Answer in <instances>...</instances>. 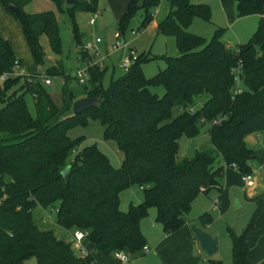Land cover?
<instances>
[{
	"label": "trees",
	"instance_id": "obj_1",
	"mask_svg": "<svg viewBox=\"0 0 264 264\" xmlns=\"http://www.w3.org/2000/svg\"><path fill=\"white\" fill-rule=\"evenodd\" d=\"M28 1L0 0L7 10L8 4L16 7L15 12L9 11L21 26L35 63L41 64V35L53 53L60 51L57 24L49 9L24 11ZM52 1L61 7L64 0ZM167 1V13L155 30L173 36L178 54L161 55L164 66L145 76L140 63L156 55L141 52L123 75L103 87V68L89 63L90 55L84 50L88 77L81 95L99 101L76 114H71L70 106L77 92L65 79L56 102L39 78L32 81L29 74H11L13 62H20L0 35V74L7 75L0 80V264H27L30 256L35 264H96L89 250L84 255L75 253L70 242L57 237L51 228L39 227L32 219L35 206L53 210V221L62 228L87 230L83 239L99 253L121 250L130 259L141 254L144 236L139 220L148 207H154L155 221L162 230L172 231L184 223L199 191L213 186L220 189L224 166L234 163L239 175L251 171L249 161L255 154L245 145L244 136L264 130V18L260 15L245 42L232 46L221 40L220 27L207 40L188 29L193 17L209 19L207 3ZM157 2L128 0L117 29L123 33L125 22L137 8L142 9L137 28L144 27ZM97 4L98 0H72L66 6L75 47L81 41L74 11L94 10ZM263 7L264 0H235L237 15L261 14ZM238 62L240 85L231 73ZM44 72L63 73L60 63L46 66ZM18 82L19 88H14ZM157 83L163 86L161 95L150 90ZM25 93L32 97L33 114ZM201 93L207 97L188 109ZM173 105L180 107L175 116L170 113ZM86 115L97 117L103 136L116 141L123 154L119 165H113L95 143L78 147L79 138L66 134L71 125L83 124ZM204 123L213 148L178 158V137L196 135ZM216 156L220 163H215ZM64 166L65 176L61 173ZM131 184L141 186L142 199L122 210L118 193ZM197 218L202 225L211 220L207 211ZM250 227L248 222L240 233L227 229L230 264H252L245 238ZM207 263L223 264L218 258H208Z\"/></svg>",
	"mask_w": 264,
	"mask_h": 264
},
{
	"label": "rangeland",
	"instance_id": "obj_2",
	"mask_svg": "<svg viewBox=\"0 0 264 264\" xmlns=\"http://www.w3.org/2000/svg\"><path fill=\"white\" fill-rule=\"evenodd\" d=\"M191 2H205L209 5L210 14L209 19H202L200 17H193L188 29L194 33L202 35L206 40L209 39L214 31V28H222L220 34L221 40L229 42L230 45L235 46L237 43L245 42L255 29L260 15L264 18V7L261 14L250 13L245 15H237L235 12V18L228 20L223 8L220 6L218 0H190ZM122 0L104 1L103 6L97 7L100 11L99 15L95 19V28L90 29L87 35H84L78 46H74L71 29L72 19L65 8V3L61 7H57L50 4L49 8H41L40 10L49 9L53 12L56 24L57 32L60 39V51L59 53H53L49 47L44 35L40 36V43L44 50V58L41 64H36L34 59H31L29 55L25 56L23 62L24 74H29L31 80L39 78L43 87L51 94L53 100L59 101L60 88L63 79L67 81L70 88L77 92V97L83 96L82 83H78L73 76V72L84 69L86 65L87 56L84 54L82 43L90 41L95 37L100 38L98 43L99 55L91 56V62L101 60V67L103 68V75L101 84L106 87L111 78H116L124 74L125 70L121 67V61L123 57L128 55V50L124 48H113L111 43L113 42L112 33L117 29L115 24L112 23L111 14L114 7L122 5ZM235 8V6H234ZM61 9V10H60ZM168 10L167 0H158L155 6L151 8V18L148 23L141 28H137V24L142 17V9L137 8L129 16L123 27V33L121 37L132 47L135 54L141 52L145 54H153L156 57L148 59L140 63L142 73L145 76H151L158 69L164 66V61L160 57L161 55H177L178 49L175 45L173 36L164 35L156 32V23L165 16ZM39 11V10H38ZM105 18V23L102 21ZM74 23L80 30L86 26L88 14L75 13L73 15ZM101 26H96L100 22ZM116 27V28H115ZM88 30V29H87ZM85 31V30H84ZM89 31V30H88ZM133 31V32H132ZM60 63L63 73L61 75H49L45 73V67L53 64ZM37 73V74H36ZM43 77L50 79L49 84H44ZM21 79H19L20 81ZM238 85L240 82L238 81ZM19 82L16 83L14 88H19ZM150 90L154 91L158 95L163 92V86L160 83L150 86ZM207 97L206 93H201L195 99V103L188 105V109H192L198 106L200 102ZM24 100L30 114L34 113L32 97L29 93L24 94ZM180 110V107L173 105L171 107V116H175ZM84 123H75L66 129V134L74 139L79 138L78 147L82 145L95 143V145L104 151L110 158V162L113 165H119L122 159V151L119 149L116 141L112 138H105L103 136V127L97 117L86 115ZM207 123L202 124L199 127L198 133L192 137L180 135L177 139V156L178 158L190 157L197 149H212L213 146L206 132ZM244 142L254 152V157L250 159V167L253 178V184L250 186L245 185L240 179L236 171H231V175H228V179L231 182H224L223 176L218 180L222 189L216 187H210L206 192L199 191L194 200L191 202L190 207L186 213V217L189 218L190 224L199 226L197 215L203 211H207L210 216V224L207 228H202L206 232L215 235L217 237L218 247L217 250L211 254H207L201 250L198 246V256L200 262L206 263L208 258H218L223 264L231 263V241L227 229L230 228L235 233H240L246 224L252 219L256 221L257 208L264 200V171L262 164H264V130H257L249 132L244 136ZM221 159L216 156L215 163H220ZM227 184V185H226ZM224 189V191H223ZM222 192V193H221ZM132 196L135 199H141L142 189L137 184H131L127 188L121 190L118 193V206L120 209H125L127 204V197ZM217 198L218 206H214V199ZM154 209L153 207L147 210L146 215L141 219L145 222L147 232H151V225L154 222ZM54 213L49 207L41 208L35 206L32 209V219L41 228H53ZM57 235L61 234L60 230H55ZM250 229V228H249ZM248 229V230H249ZM247 230V231H248ZM73 229H69L68 232L73 233ZM246 231V233H247ZM67 241L70 242L71 248L75 253H78V247L73 244L71 236L69 235ZM82 244H86V240L83 239ZM84 246V245H83ZM85 247V246H84ZM87 249V247H86ZM95 251V250H94ZM111 258L101 260V264H111ZM128 263V261L126 262ZM27 264H35V259L30 256L27 259ZM100 264V263H99ZM132 264V263H128Z\"/></svg>",
	"mask_w": 264,
	"mask_h": 264
},
{
	"label": "crops",
	"instance_id": "obj_3",
	"mask_svg": "<svg viewBox=\"0 0 264 264\" xmlns=\"http://www.w3.org/2000/svg\"><path fill=\"white\" fill-rule=\"evenodd\" d=\"M104 1L105 0H98L97 7L99 6L102 7ZM106 1H112V4H113L114 0H106ZM122 2L124 3H122V5H118V7H116V10L114 7L113 13L111 14L112 23L115 24L116 27H117V20L119 16L124 12L128 0H122ZM218 2L220 6L223 8L227 19L233 20L235 18V8H234L235 0H218ZM64 3L65 1H63V4ZM50 4H53L54 7L57 6L52 0H29L27 3L23 5V9L26 12H35L38 10L40 11L41 8H49ZM67 5L69 4L65 3V8ZM97 7L94 10H80V9L78 10L77 9L74 11V15L77 12L86 13L88 14V18H89L92 11H96V13L99 15L100 11H98L99 9ZM96 17L97 15L95 16L92 24H89L88 19H87L88 24L84 26V28L79 30L76 27L77 32L80 36V41H83L82 40L83 36L87 35L90 32V29L95 28L94 25H95ZM102 21L104 22L105 18H103ZM102 21L99 24H96V26H101ZM0 35L9 42L12 53L15 56V58L19 60L20 66L22 68L24 67L23 62L25 61L26 55H29L30 58L33 59L29 46L27 44V41L25 39V36L22 32V29H21V26L18 20L14 18L12 13L9 10H7L2 5L1 2H0ZM226 43L230 44L229 42H226ZM31 73H34V71L30 72L29 74ZM49 83L50 81L46 84H49ZM231 171H236V173L239 176L237 169L231 166L223 167L222 176L224 178V182L226 180L228 184L231 182V180L228 179V175H231L230 174ZM220 189H222L221 186H220ZM141 199L140 198L135 199L132 196H128L126 208L129 203H137ZM218 200L219 199H217V202ZM217 206H218V203H217ZM150 207L152 208V206ZM150 207H148V209ZM125 209H122V210H125ZM263 212H264V200L263 202L260 203V205L257 208L256 217L258 218L256 219V221L254 219L250 221L251 227L245 234L246 242L248 245L247 257H248V260L252 264H264V216H263ZM153 213H154L153 214L154 222L151 225V227H153L151 232L146 231L145 222L141 220L143 217H141L139 220V228L144 236V245H146L149 248V251L143 252L141 249V254L136 255L134 257H130V259L128 260V263H132V264H208L207 261L206 263L202 261L200 262L199 256L197 255L198 254V242L190 230L189 218L186 217V220L184 221V223L180 225L178 228L172 231H163L161 228V225L157 221H155V209ZM53 224L55 225L53 226L55 230L61 229V234L57 235L54 232V229L52 228L54 234L57 237H62L65 240H67L69 235L70 236L72 235L70 232H68L69 229H65V228L58 226L56 223H54V221H53ZM209 224H210V221L203 225L200 224L199 227L204 229V228L209 227ZM82 245L85 246L84 247L85 249L87 247L86 251L89 250V253L92 255L96 264H99V263L101 264V260L106 259V258L108 259L111 258V261H112L111 264H119L111 252L108 254H101L98 251H96L94 248H92L91 245L88 243L82 244ZM128 263L125 262L124 264H128Z\"/></svg>",
	"mask_w": 264,
	"mask_h": 264
},
{
	"label": "built area",
	"instance_id": "obj_4",
	"mask_svg": "<svg viewBox=\"0 0 264 264\" xmlns=\"http://www.w3.org/2000/svg\"><path fill=\"white\" fill-rule=\"evenodd\" d=\"M97 15L96 11H92L91 15L88 18V22L89 24H92L94 21L95 16ZM133 32V31H132ZM112 37H113V42L111 43V46L115 49L117 48H124L128 50V55L126 57H123L122 61H121V67L123 70H127V68L130 66V64L135 60L136 55L135 51L132 47H130L128 45V43L121 37V32L116 29L114 30V32L112 33ZM100 42V38L99 37H95L94 39L90 40V41H85L82 43V48L83 50H86L88 52V54L90 55V58L88 59L89 63H93L91 62V56H96L100 54V51L98 49V43ZM103 55H101L100 59L102 60ZM95 61L99 67H101V63L100 61ZM240 69H241V64L240 62H238L234 67H232L231 69V73L233 75V79L235 81L236 84H238V81L240 80ZM24 73L23 68L20 66V64H18L16 61L13 62V66H12V70H11V74L15 75V74H21ZM10 74V73H9ZM6 73H2L0 74V80H3L6 78ZM73 76L75 77L76 81L78 83H83L86 81L87 77H88V72L85 69L82 70H77L75 72H73ZM43 83H48L50 81V79L48 77H43L42 78ZM240 88L238 86H236L235 90L238 91ZM214 122L216 121L215 119L213 120ZM229 166L236 168V165L234 163H230ZM240 180L247 186H250L253 184V178H252V174L250 172L247 173H242L239 175ZM141 186H139L140 188ZM214 206H217V198L214 199L213 201ZM87 233V230L85 229H75L71 235V239L73 241V244L75 246L78 247V254L80 255H84L86 254V249L84 248V246L82 245V240L85 237ZM142 251L143 252H148L149 248L146 245L142 246ZM112 255L116 258V260L118 261L119 264H124L125 262H127L129 260V255L121 250H113Z\"/></svg>",
	"mask_w": 264,
	"mask_h": 264
},
{
	"label": "water",
	"instance_id": "obj_5",
	"mask_svg": "<svg viewBox=\"0 0 264 264\" xmlns=\"http://www.w3.org/2000/svg\"><path fill=\"white\" fill-rule=\"evenodd\" d=\"M66 4H70L72 0H64ZM8 10L15 12L16 7L8 4ZM223 41V40H222ZM225 42V41H223ZM99 101L98 97L95 96H80L72 100L71 102V114H76L84 109L92 107ZM67 166H64L61 170L63 176L66 175ZM190 230L198 242V246L201 250L207 254H211L217 250L218 242L217 237L212 235L195 224H190Z\"/></svg>",
	"mask_w": 264,
	"mask_h": 264
}]
</instances>
